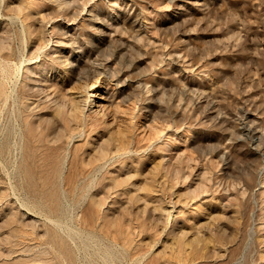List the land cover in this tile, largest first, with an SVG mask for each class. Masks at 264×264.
Here are the masks:
<instances>
[{
    "label": "rangeland",
    "instance_id": "374dc122",
    "mask_svg": "<svg viewBox=\"0 0 264 264\" xmlns=\"http://www.w3.org/2000/svg\"><path fill=\"white\" fill-rule=\"evenodd\" d=\"M0 264H264V0H0Z\"/></svg>",
    "mask_w": 264,
    "mask_h": 264
},
{
    "label": "bare ground",
    "instance_id": "6f19581e",
    "mask_svg": "<svg viewBox=\"0 0 264 264\" xmlns=\"http://www.w3.org/2000/svg\"><path fill=\"white\" fill-rule=\"evenodd\" d=\"M101 96V95H100ZM92 105V104H91ZM91 105H90V107H91Z\"/></svg>",
    "mask_w": 264,
    "mask_h": 264
}]
</instances>
